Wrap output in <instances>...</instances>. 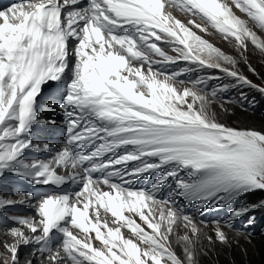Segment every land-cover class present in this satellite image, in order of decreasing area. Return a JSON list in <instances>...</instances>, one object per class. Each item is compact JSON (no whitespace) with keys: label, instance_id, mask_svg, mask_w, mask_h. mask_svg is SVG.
Listing matches in <instances>:
<instances>
[{"label":"snow or ice","instance_id":"6c2138e0","mask_svg":"<svg viewBox=\"0 0 264 264\" xmlns=\"http://www.w3.org/2000/svg\"><path fill=\"white\" fill-rule=\"evenodd\" d=\"M167 2L199 16L226 40L233 38L242 51L250 41L264 52V38L249 26L264 31V0ZM80 3L19 0L0 10V176L11 172L32 185H80L72 193L41 195L31 205L35 216H11L19 226L6 229L12 242H3L0 260L19 264L20 247L32 245V256L47 264H199L200 227L155 194L172 177L178 194L199 201L200 211L211 205L231 207L244 194L264 190V131L227 126L211 110L212 100L229 89L264 88L236 70L235 57L165 11V0ZM178 61L193 67L174 73L163 67ZM197 68L218 69L235 83L209 93L208 80L220 77L178 79ZM65 79L66 144L48 160L28 159L25 150H50L31 135L41 86ZM132 161L140 164L129 169ZM167 165L171 169L151 189L133 184L135 177ZM33 199L32 193H22L18 201L0 197V208ZM260 206L264 201L234 208L223 223L231 229L235 218ZM102 210L116 227L101 220ZM181 222L187 230L183 235L176 231ZM221 223L213 221L215 237L228 244ZM124 227L136 239L125 237ZM207 240L212 242V236Z\"/></svg>","mask_w":264,"mask_h":264},{"label":"rangeland","instance_id":"374dc122","mask_svg":"<svg viewBox=\"0 0 264 264\" xmlns=\"http://www.w3.org/2000/svg\"><path fill=\"white\" fill-rule=\"evenodd\" d=\"M176 12V11H175ZM236 13V12H235ZM177 14V13H176ZM237 14V13H236ZM181 14H178L180 16ZM238 15V14H237ZM242 18L247 19L246 16L242 15ZM197 24H203L205 27H207L203 22L200 21L198 23L195 21ZM249 26L253 28V31L257 33L258 36L261 38H264V31H261L260 29L256 28L251 22L249 23ZM207 32L201 31L198 28H195V32L197 35L201 36L204 40L210 42L213 44L215 47L221 49L223 52H225L228 55H231L235 57L238 60V64L236 65V70H238L242 75H246L243 72L247 71L252 74L253 77H250L246 75L248 80L252 82V84L257 85L259 87L264 88V52H261L259 49H257L255 46L251 44V42H248V50L247 51H242L236 44L233 38L225 39L223 34L219 33L217 30L214 28H208L207 27ZM249 67L252 69H255V72H252L249 70ZM218 70V69H217ZM250 77V78H249ZM225 83H229L228 80H224ZM231 83H235L234 80H231ZM249 86H243V87H237V88H232L229 89V93L232 96L230 98V101L227 104H223V102L227 101V98H224L222 96L218 97L217 100H212L211 103V110L216 113L217 118L223 117V116H228V117H233L236 115L237 105H245V92L248 90ZM258 90V89H257ZM256 90V91H257ZM244 91V92H240ZM259 91V90H258ZM260 93V91H259ZM264 95V92H261ZM259 103H256V106ZM232 108L231 109L229 108ZM233 121V119H232ZM233 127V126H230ZM236 128V127H235ZM260 193L262 194L261 196H264V190H260ZM243 197H241L238 200L237 203V208L242 206ZM264 201V200H263ZM250 214H255L253 218L250 217V215H243L239 218H236V226H233L231 229L227 227V225L223 224L221 227L223 230L227 233L229 237V242L228 244H221L216 240L215 237V225H199L201 229V239L199 242V246L203 245L206 248H211L212 246H217V245H229L231 243H236L239 244L241 241H247L248 236H245L246 232L243 231V227L248 226V230H252L256 228V225H259L260 219L263 217L264 218V206L257 207L255 209H252L250 211ZM240 219H246L245 223L246 224H240ZM235 220V219H234ZM251 221V222H250ZM126 230V229H124ZM177 233L180 235H183L185 231H187L183 223L181 222L180 226L176 229ZM208 236H212V242H209L207 240ZM250 236V235H249ZM132 239H135L134 237H130ZM172 240L176 241V237L173 236ZM4 242V238H3ZM177 244V243H175ZM0 252L4 251L3 246L0 244ZM21 249H19V255H20ZM180 252H182V248L180 246ZM0 264H2V260H0Z\"/></svg>","mask_w":264,"mask_h":264},{"label":"trees","instance_id":"16d2710c","mask_svg":"<svg viewBox=\"0 0 264 264\" xmlns=\"http://www.w3.org/2000/svg\"><path fill=\"white\" fill-rule=\"evenodd\" d=\"M243 73L253 77L247 71ZM223 104L225 105L227 102L224 101ZM236 108L235 116H223L218 120L227 126L236 128L255 127L264 130V115L249 112L239 107ZM229 109L232 111L231 107ZM261 195L259 192L253 193L254 201L259 199ZM198 249L199 264H264V233L258 230L248 237L247 241H241L239 244L217 245L209 249L200 245Z\"/></svg>","mask_w":264,"mask_h":264},{"label":"clouds","instance_id":"9594fccd","mask_svg":"<svg viewBox=\"0 0 264 264\" xmlns=\"http://www.w3.org/2000/svg\"><path fill=\"white\" fill-rule=\"evenodd\" d=\"M229 2H230V0H229ZM176 12L175 13H177V14H182V12L180 11V10H178V9H174ZM239 16H241L242 17V15H244L242 12H240L238 9H233ZM175 13L173 14L174 16H177V15H175ZM245 16V15H244ZM185 17H188V16H186L185 15ZM196 17H199V16H194V15H191L189 18H192L191 20H193V21H198L197 19H196ZM200 18V17H199ZM205 21V20H204ZM186 23H189V21H186ZM205 24H207V22L205 21ZM208 25V24H207ZM209 26V25H208ZM210 28H211V26H209ZM173 54H175L174 52H173ZM218 73V72H217ZM246 76V75H245ZM248 77V76H247ZM250 78V77H249ZM257 94V93H256ZM253 98V101H256L257 103H259L260 105L258 106V107H256L255 109H243V108H241V107H239L238 105L236 106V107H239V108H241V109H243V110H247V111H249V112H256V113H259L260 115H264V103H261L260 102V98L259 97H256V96H253L252 97ZM214 100H217L216 98L214 99ZM228 103V102H227ZM248 129H254V130H258V131H264V130H261V129H259V128H255V127H249ZM256 192H259L260 193V191H256ZM255 193V192H254ZM250 197H251V202L252 203H256V202H259V201H262L263 199H264V196H261L259 199H257V200H255L254 201V199H255V197H253V193L250 195ZM169 206V205H168ZM178 210H182L181 212H180V214L181 215H190V216H192L193 218H194V220L196 221V223L197 224H199V225H214L213 223H207V221H204L203 219H200V218H198V216L197 215H195L194 213H191L189 210H188V208L187 207H185V206H183V207H181V208H179ZM205 222V223H201V222ZM245 236H248V237H250L248 234H245ZM2 237V236H1ZM0 237V238H1ZM174 242V241H173ZM174 247H175V249H176V251H177V254L178 255H183V253H181L180 252V245L177 243V244H175L174 243ZM200 246L198 245V248H199Z\"/></svg>","mask_w":264,"mask_h":264},{"label":"bare ground","instance_id":"6f19581e","mask_svg":"<svg viewBox=\"0 0 264 264\" xmlns=\"http://www.w3.org/2000/svg\"><path fill=\"white\" fill-rule=\"evenodd\" d=\"M167 12H171V13H175V10H173V9H169V10H167ZM175 15H177L178 16V14H176L175 13ZM185 17V16H184ZM186 19H188V20H191L192 18H186ZM217 72H218V74H220V75H224V73L223 72H221L220 70H217ZM48 106H49V104L47 103V105H46V108H48ZM51 108V107H50ZM55 149L56 150H59V149H61V147L60 146H58V147H55ZM50 159V158H49ZM61 171H63V170H61ZM128 179V178H127ZM133 183H134V179H133ZM3 238H4V241H7L8 243H11L12 242V237H10V236H2L1 238H0V244H1V246H2V244H3Z\"/></svg>","mask_w":264,"mask_h":264}]
</instances>
